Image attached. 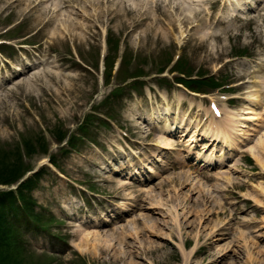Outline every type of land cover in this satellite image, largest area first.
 I'll return each mask as SVG.
<instances>
[{
    "label": "rangeland",
    "instance_id": "374dc122",
    "mask_svg": "<svg viewBox=\"0 0 264 264\" xmlns=\"http://www.w3.org/2000/svg\"><path fill=\"white\" fill-rule=\"evenodd\" d=\"M57 1L51 0L53 7ZM75 1L83 6L73 4L82 14L70 20L77 22L75 33L80 35L70 36L63 33L71 23L65 8L42 26L35 15L26 14L25 0H0V38L38 58L36 73L29 71L0 87V191L13 197L1 209L2 222L11 230V242L21 248L9 263L264 264V144L259 147L264 141V0L254 2L255 9L236 12L244 19L235 20L227 5L222 8L225 0ZM57 12L53 8L47 14ZM133 21L140 22L135 27ZM20 37L29 44H19ZM106 38V64L112 72L103 79L97 58ZM16 46L0 53L21 61L14 54ZM33 50L42 53L37 56ZM176 54L180 58L175 63ZM122 55L117 72L113 67ZM179 64L200 78L186 86ZM253 94L258 103L249 98ZM210 100L217 101L222 116L235 118L228 136L241 132L244 140H237L241 151L218 154L204 166L195 159L209 154L199 152L201 142L194 146L196 153L188 147L189 155L179 128L161 134L153 126L165 127V120L157 122L165 102L173 108L172 116L179 105L180 114L191 111L189 121L200 125L197 108L209 110ZM151 112L156 119L146 125L142 117ZM210 121L215 123L210 118L206 123ZM158 137L171 142L162 146ZM174 140L181 145L173 146ZM145 151L150 157L139 168L133 165V178L123 169L114 170L119 157L136 163ZM38 171L31 189L15 188L20 178ZM185 173L195 181L194 193L190 179L186 185L177 182ZM126 177L134 186L122 189L118 183ZM200 187L213 198H198ZM145 188H161L166 198L178 193L177 225L169 228L164 222L158 201L142 202ZM20 197L22 206L16 201ZM96 212L103 217L92 224L85 214ZM141 216L154 221L153 227L141 230V221L135 220ZM81 231L117 237L96 243V254L87 253L77 249Z\"/></svg>",
    "mask_w": 264,
    "mask_h": 264
},
{
    "label": "bare ground",
    "instance_id": "6f19581e",
    "mask_svg": "<svg viewBox=\"0 0 264 264\" xmlns=\"http://www.w3.org/2000/svg\"><path fill=\"white\" fill-rule=\"evenodd\" d=\"M25 1L29 5V10H28L29 13L26 11V14L35 15V19L37 21H39L40 23H42V26H46V25H49L50 23H52L57 18L59 11L62 8H65V13L67 15V19L69 20V23L70 22L71 23L68 26V28L66 29V32L62 31V29H63L62 26L58 27L60 33L62 31L63 33L68 34L70 36L80 35L79 32L75 33V30L79 27L77 25V22L74 21L73 19L70 20L71 15H78L79 16L80 12L82 14L83 6L79 3V1L58 0L57 3L54 5V7L52 6L51 0H25ZM28 1H30V2H28ZM73 1H75V2L72 3ZM110 1L111 2L112 1L113 2L114 1L115 2H122V0L121 1L110 0ZM251 1L254 3L257 0H228L229 6H231L232 14L234 13L235 10L243 11L245 9V7ZM73 4H76L77 6L81 7L82 10L79 7L74 6ZM251 6L253 7V5H251ZM51 7L56 8L58 10V12L55 16L47 14V12L49 10H51V9L53 10V8H51ZM69 8H71V9H69ZM26 9H27V7H26ZM41 9L43 10L42 13L38 14L37 13L38 10H41ZM23 11H25V10L23 9ZM84 18H86V17H84ZM139 22L133 21L132 26L136 27L139 24ZM79 29L82 30L81 28H79ZM54 33H55V31L52 32V35ZM6 67L9 68L8 66H6ZM15 69L16 70H22L23 73L28 72V69H26V68L23 69L22 67L19 68V66L15 67ZM0 72H1V70H0ZM2 75L4 77H8L4 73H2ZM249 98H251L252 103H258L259 99H257L258 97L255 94L249 96ZM178 108H179V105H177L175 107V110L173 112L174 116H172L173 108L171 107V105L169 103H167L163 107V109L160 110V113L158 115L159 116L158 119H160L161 121L165 120V122H166L165 127L162 126L160 128H157L156 126H153V128L156 130H160L162 132L161 134H167L168 132L171 133L172 130L174 129V127L177 129L179 128V131L177 132V134H180L179 137H183V140L185 138H187L186 140H184V141H186L185 146H187V148L185 147V151L187 153L189 152V155H190L191 150L193 151V153H196V151L198 152V150L194 151V146H196V144H198V142H201L200 144H202V145H200V146L202 149L201 150L199 149V152L200 151H205V152L207 151V153H209V154H206V156L204 154H202V155L197 154L196 159L199 161H205L204 162L205 164H203L204 166L212 164L213 163L212 161L216 160V158L218 157V154L219 155H223V154H227V153L232 154L234 152V150L241 151L240 150L241 147H240L239 143H237V140L238 139H241L242 141L244 140V137L240 136L243 133H241V132L237 133L236 137H234L233 135L231 137L228 136V134H229L228 132L230 131L229 128L232 124H234L235 118H232V120H230V116L228 114H225L224 116H222V120H221V122H219V126L217 128L213 127L211 122H209L208 124L206 122H203L201 125H199V123L194 125L192 121H189V116H190L191 111L186 110V112L184 114L183 113L180 114L179 110H176ZM197 110L198 111H197L196 116H198L199 114H203V116L206 118L209 116V112L206 108L199 106V108ZM155 114H156V112H151V113H149V116H150L149 118L146 119V118L142 117V120L146 123V125L149 123H152V122H154V119H156ZM239 118H241V119L242 118H249V116H241ZM197 136L203 137L204 142L200 141V139L197 138ZM177 137H178V135H177ZM161 138L158 137V139H159L158 142L162 146H166L168 143L171 142L170 139L165 138V140L163 141L164 138L163 137H161ZM263 144H264V141L261 140L259 147H261L262 149H263ZM172 145L173 146H175V145L179 146V145H181V143L179 140H176V141L172 142ZM189 146H190L191 150H190V148H188ZM164 148H166V147H164ZM250 152L253 156H256L254 151L251 148H250ZM149 157H150V152H147V151H145L143 159H141V160L136 159V163H132V161L127 163V161H123V157H119L121 159V160H118L119 168H115L114 170L116 172H118L121 169H123L124 172H126L130 178H133V175H134L133 173H135V174L137 173V171L133 168V165L135 164L136 167L139 168L140 167L139 165L143 164L142 161L147 160ZM224 157H225V155H224ZM228 158H230V157H228ZM258 159L261 160V158H258ZM223 160H224V158H223ZM218 163H222V161H218ZM184 165H185V163H183V162L179 163V166L181 168L184 167ZM262 165L264 167V164H262ZM148 171L151 172V168H149ZM193 172L194 171L191 172V174H192L191 176L192 177L197 176V171H195L194 175H193ZM129 177H126L127 181H122L121 184L118 183L119 187H123L122 189H124L125 185H127V184L129 185L130 183H132L129 180ZM147 178H149V177H147ZM188 179H190V174L185 173V174H183V178L181 180H177V182L179 185H183V184L186 185V184H188V182L186 183V181ZM226 180L230 181L231 178L226 177ZM164 181L169 182V180H164ZM128 182H130V183H128ZM194 182L195 181L192 179L189 180V183L192 186L190 188V190L192 191V189L194 188L193 193L195 190V187H193ZM130 186H134V185L130 184ZM141 190L142 191L140 193H142L143 198L145 199V200H142L143 203H149L152 200L158 201V205H159L158 208L163 213L164 216H162V217L165 218L164 222H166L169 225L168 226L169 228H171V224H173V225L178 224V222H179L178 218L180 216L179 215L180 212H178L177 205L179 206L180 203H179V200L174 199L178 193L173 192V195L170 194L169 198H166L164 196L166 195L167 191L164 192V190H162L161 188H159L158 190L147 189V188L141 189ZM204 190L205 189H201V187L199 188L200 195L198 198H213L211 195H209L208 189H206L205 191ZM125 194H128V193H125ZM126 198H129V197L127 196ZM153 198H158V199H153ZM171 198H173L176 203H174L173 199L171 200ZM170 201H171V203H170ZM206 202H208V200ZM165 203L168 206L164 205ZM109 204H112V203L109 202ZM127 204L130 206V208H132V206H135V204H133V203L132 204L127 203ZM151 204H154V203L152 202ZM141 205L142 204H140V206ZM186 208H187V206H186ZM221 212L222 211H219V212L217 211L216 215H219ZM193 214H197V213L193 212ZM202 214L203 213H200L201 216H202ZM78 216L80 218V215H78ZM85 217H89V219L93 220L94 222H91L92 224H97L96 222L100 221V220L96 221L97 218H102L103 215L101 212H96L93 215L85 214ZM148 218H149L148 216H141V217H138L137 219H135V220L141 221V224L143 226L141 228V230H146V229L148 230V228L153 227L154 221H151ZM132 223L135 224V221H132ZM103 233L104 232H102V231H100V233H99V231L98 232L97 231H90V232H86V233L85 232L83 233V231H81L80 232L81 241L79 243H77V249L81 252L85 251L88 253L91 251L94 254H96L99 250L96 243H101V241H104L105 243L106 242L110 243V241L114 238L113 236L117 237V235H115L114 233H112V234L108 233L104 237ZM123 237H125V236H123ZM180 248L183 252L181 245H180ZM186 257H187V255L185 254L184 259H186Z\"/></svg>",
    "mask_w": 264,
    "mask_h": 264
},
{
    "label": "trees",
    "instance_id": "16d2710c",
    "mask_svg": "<svg viewBox=\"0 0 264 264\" xmlns=\"http://www.w3.org/2000/svg\"><path fill=\"white\" fill-rule=\"evenodd\" d=\"M16 174L17 175L12 176L11 179H16L17 176H19V173ZM33 182L34 180L32 179V177L28 178L20 185L19 190L21 188H30ZM8 195H9L8 192L0 191V264H13L9 262H11L13 259L17 257L15 256V258H12V254L18 253V251L21 249L16 241H15L16 243L11 242L9 237L11 230L6 227L4 222H2L4 214L1 209L5 207V205L8 204V202L10 203V201L12 200L10 197H8ZM20 195H22L21 192ZM15 261H17V264H22L18 259L14 260V262Z\"/></svg>",
    "mask_w": 264,
    "mask_h": 264
}]
</instances>
